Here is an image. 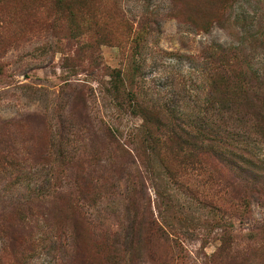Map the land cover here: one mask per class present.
<instances>
[{
    "label": "rangeland",
    "instance_id": "obj_1",
    "mask_svg": "<svg viewBox=\"0 0 264 264\" xmlns=\"http://www.w3.org/2000/svg\"><path fill=\"white\" fill-rule=\"evenodd\" d=\"M63 2L0 0V264H73L68 233L56 229L72 231V200L87 188L90 197V170L101 183L120 176L130 183L124 181L91 213L97 227L99 216L118 220L133 194V214L147 210L158 221L168 218L169 225L162 221L166 239L153 246L167 264H211L219 231L197 209L175 207L187 223L174 238V214L157 195L154 176L126 155L112 166L91 148L103 147L105 129L124 147L128 131L140 125L116 103L123 90L112 91L114 70L139 67L147 100L185 112L206 92L198 57L206 48L240 49L264 76V0ZM260 150L264 154V146ZM244 194L240 213L224 216L233 223L239 250L264 244L258 230L264 198L249 189ZM186 199L177 194L181 205ZM79 242L89 258V239ZM244 264H264V250Z\"/></svg>",
    "mask_w": 264,
    "mask_h": 264
},
{
    "label": "trees",
    "instance_id": "obj_2",
    "mask_svg": "<svg viewBox=\"0 0 264 264\" xmlns=\"http://www.w3.org/2000/svg\"><path fill=\"white\" fill-rule=\"evenodd\" d=\"M198 57L207 86L204 97L190 112L147 100L141 92L139 67H129L124 74L112 71L113 93L123 90L121 101L112 93L116 103L139 119L140 125L128 131L124 147L105 129L103 147L97 152L94 146L91 149L93 156L107 157L112 166L126 155L154 176L157 195L168 202L166 211L171 209L174 214L170 225L174 238L181 236L187 223L175 207H194L211 229L219 231L220 244L211 264H244L251 254L263 251L264 244L236 248L233 223L224 216L230 211L240 213L247 189L264 198V154L260 150L264 146V76L252 70L246 53L237 48H206ZM94 161L91 157L90 167ZM123 170L118 169L121 174ZM101 181V176L90 170V197L87 188L72 200V231L56 229L59 235L68 233L72 263L167 264L153 246L166 239L167 224L162 221L166 219L169 225L168 218L158 221L147 210L142 216L133 214V194L118 220L99 216L100 228L93 223L91 213L103 198L116 194L124 181L130 186L128 178L121 176L113 177L112 182ZM109 187L111 191L104 192ZM241 187L244 191L238 192ZM177 194L187 198L182 205L176 201ZM258 230L264 234V226ZM84 237L91 243L89 258L79 248Z\"/></svg>",
    "mask_w": 264,
    "mask_h": 264
}]
</instances>
